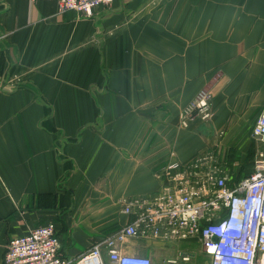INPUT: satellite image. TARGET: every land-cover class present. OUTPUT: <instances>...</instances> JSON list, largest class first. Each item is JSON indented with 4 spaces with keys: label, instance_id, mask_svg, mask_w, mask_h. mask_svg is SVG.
<instances>
[{
    "label": "crops",
    "instance_id": "crops-1",
    "mask_svg": "<svg viewBox=\"0 0 264 264\" xmlns=\"http://www.w3.org/2000/svg\"><path fill=\"white\" fill-rule=\"evenodd\" d=\"M0 52V264L47 223L75 263L131 222L121 201L158 192L169 162L213 152L234 186L262 148L250 132L264 106V0H116L91 18L0 0ZM201 90L205 121L191 108ZM177 244L116 246L164 264Z\"/></svg>",
    "mask_w": 264,
    "mask_h": 264
},
{
    "label": "built area",
    "instance_id": "built-area-1",
    "mask_svg": "<svg viewBox=\"0 0 264 264\" xmlns=\"http://www.w3.org/2000/svg\"><path fill=\"white\" fill-rule=\"evenodd\" d=\"M30 1H53L59 13L91 18L95 10L109 8L116 0ZM210 98L207 90H201L192 102L194 115L202 121L210 118ZM250 137L262 148L255 152L251 173L234 186L213 152L169 162L159 175L158 192L121 201L131 222L93 245L77 262L61 256L55 225L47 223L10 241L2 264H102V250L110 264H152L148 257L124 255L116 246L138 238L163 244L193 238L207 264H264V106ZM191 257L179 253L163 263L190 264Z\"/></svg>",
    "mask_w": 264,
    "mask_h": 264
},
{
    "label": "rangeland",
    "instance_id": "rangeland-1",
    "mask_svg": "<svg viewBox=\"0 0 264 264\" xmlns=\"http://www.w3.org/2000/svg\"><path fill=\"white\" fill-rule=\"evenodd\" d=\"M223 169L227 172V174H230L232 168H228V167L223 166ZM246 169L248 170L247 166L243 167V168H240L241 172L246 170ZM178 244H179V246H177ZM178 244L176 245L177 249H178V254L179 253L180 254L181 253H189V254H193L194 255V253H195L196 260H200L201 263H203V261H205L206 257L203 256V254H201L200 249L199 250L197 248L194 249L193 246H191L190 243H187V242H181V243H178Z\"/></svg>",
    "mask_w": 264,
    "mask_h": 264
},
{
    "label": "trees",
    "instance_id": "trees-1",
    "mask_svg": "<svg viewBox=\"0 0 264 264\" xmlns=\"http://www.w3.org/2000/svg\"><path fill=\"white\" fill-rule=\"evenodd\" d=\"M2 68H3V57H2V53L0 52V74L2 73Z\"/></svg>",
    "mask_w": 264,
    "mask_h": 264
},
{
    "label": "bare ground",
    "instance_id": "bare-ground-1",
    "mask_svg": "<svg viewBox=\"0 0 264 264\" xmlns=\"http://www.w3.org/2000/svg\"><path fill=\"white\" fill-rule=\"evenodd\" d=\"M86 264H93L92 262L87 261Z\"/></svg>",
    "mask_w": 264,
    "mask_h": 264
}]
</instances>
